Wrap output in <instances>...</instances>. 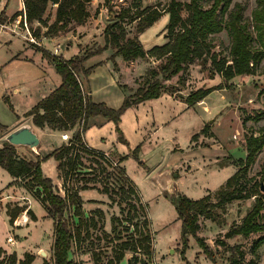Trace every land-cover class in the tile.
Here are the masks:
<instances>
[{"label":"rangeland","instance_id":"obj_1","mask_svg":"<svg viewBox=\"0 0 264 264\" xmlns=\"http://www.w3.org/2000/svg\"><path fill=\"white\" fill-rule=\"evenodd\" d=\"M169 1L114 0V10L129 8L134 12L137 5L140 9L150 4L164 8ZM246 1L249 3L246 15L250 16L256 6V0H234L233 4ZM4 8L8 17L0 24V122L8 129L0 132V146L13 127L29 122L42 139L39 149L36 148L33 152L46 154L61 143L63 132H68L74 138L80 130V125L77 124L68 130H54L47 126L42 131L51 133L52 137L45 138L42 131L32 124L31 117L25 116L35 104L52 92L60 79L40 49L63 55L66 59L71 54V47L74 56L92 52L104 46V29L113 21L114 15L105 6L104 0H93L88 7L91 15L87 22L76 26L70 32L46 37V26L37 21L28 23L31 34V27L40 26L42 29L40 38L32 34L36 40L32 42L27 39L23 21L20 24L16 22L21 9L20 0H0V13ZM55 9L56 5L49 4L45 15L48 25L55 20ZM168 21L169 14L165 13L140 34L139 38L147 51L168 41ZM126 22L129 36H135V23H130V17H126ZM213 42L216 52L229 56L231 42L226 30L216 35ZM113 52L110 48L95 55L86 65L109 60ZM161 61L151 55L134 61H125L119 56L116 58V65L111 61L115 75L110 73L109 67L95 68L90 81L94 100L105 102L109 107H121L125 96L132 94L144 82L147 70ZM212 69L210 62L204 65L195 61L188 66L181 84L178 83L181 74L166 81L167 84H178L182 90L128 108L119 122L125 141L120 139L113 121L103 116L90 119L85 131L87 139L91 144L102 141L100 145L105 149H116L118 152L114 149L109 151L120 165L112 167L92 154L81 152L80 169H76L67 177L69 184L66 183V188L82 194L86 207H83V210L87 220L89 219L83 229L84 240L73 243L70 259L81 264H185L187 261L191 264H229L230 253L217 247L218 239H225L231 245L240 244L246 251V259L253 257L252 245L263 233H253L248 238L239 235L230 239L225 238V234L242 222L243 217L255 205L256 196L234 200L228 203L225 209H218L223 216L222 224L200 218L202 226L199 236L220 251L216 263L206 257L194 236L189 238L186 260L181 254L182 224L172 199L180 194L192 199L210 195L211 201L216 203L217 192L240 170L236 161L246 157V136L253 132L258 135L257 130L264 125V120L258 123L244 121L245 117L253 114L255 110L264 109V96L260 95L264 88V63L254 75L235 78L225 89L210 93L204 102L188 106L183 101L191 90L214 87L223 81L220 74L211 75ZM80 79L87 87L86 79L82 75ZM65 143L63 141V144ZM212 144L220 148H231L234 156L229 150L224 152L225 156L215 154L216 151H209ZM137 147L139 153L135 155L134 150ZM180 149L183 152H180ZM17 150L20 156H32V150L28 147H18ZM57 165L58 161L54 157L46 159L42 163L43 173L53 179L57 191L65 196L64 180ZM125 167L127 172L124 176L132 181L134 194H129L127 186L125 191H122L114 180L118 171ZM149 168H169L174 185L164 188L159 179L155 180L149 175L152 171ZM246 174L247 176L241 179L242 184L246 183L249 188L254 183H261L262 187L258 188V193L264 194V150ZM0 181H4V184L0 185V199L11 195L0 200V245H3L0 247V259L16 253L17 258L22 260L26 252H31L35 255L32 264H54V223L48 217L43 203L34 192L27 189L25 180L18 179L6 186L10 183L11 176L2 167ZM133 205L136 206L135 209ZM93 207L100 208L88 210ZM18 208H21V211L11 223L9 214L18 211ZM28 210L35 215V219ZM92 212L97 213L94 215V221L90 220ZM66 215L74 218V210L68 209ZM113 218H117L114 224ZM136 225L140 231H136ZM147 229L151 236L150 255L143 248L145 241L137 243L139 238H143L142 233L147 235ZM125 241L136 243L138 250H124V258L119 261L117 257ZM258 253L259 264H264V244Z\"/></svg>","mask_w":264,"mask_h":264},{"label":"trees","instance_id":"obj_2","mask_svg":"<svg viewBox=\"0 0 264 264\" xmlns=\"http://www.w3.org/2000/svg\"><path fill=\"white\" fill-rule=\"evenodd\" d=\"M93 0H24L27 21L29 24L39 22L47 27L44 33L46 37L72 31L76 26L84 25L90 17L88 9ZM234 0H170L166 7L160 8L158 5H146L131 12L129 8L114 10V0H104L105 6L114 15L112 22L104 29V46L96 50L77 54L70 59L63 55H55L47 49L40 51L55 68L61 78V84L48 96L40 100L29 110L25 116L31 117L32 124L40 129L51 127L54 130L73 129L84 120L83 131L88 128L92 117L103 116L116 124L119 137L125 141L123 132L120 130L119 122L122 114L133 105L140 104L147 100L157 99L163 94H175L182 87L167 84L166 81L174 76L180 75L178 83H182L188 66L195 61L201 64L210 62L213 66L211 75L218 73L223 81L214 87H200L191 90L184 97L183 101L188 106H193L203 101L210 93L218 89L228 87L230 81L244 75H254L264 63V0H256V6L251 15L247 16L246 11L249 3L235 2ZM56 5L55 20L48 25L45 20L49 4ZM133 13V14H132ZM165 13L169 14V21L166 26L168 41L163 45L154 46L151 50H146L139 38L147 28L152 26ZM21 14V12H20ZM19 15V14H17ZM8 15L6 8L0 13V24L5 22ZM126 17H130L135 23L136 35L129 36ZM32 34L36 38L42 35L41 27H31ZM226 30L230 37L229 56H224L214 50L213 40L216 35ZM114 52L109 57L114 65L116 58L121 56L125 61H134L139 58H146L148 55L156 56L162 61L147 70L144 82L132 93L126 95L123 104L119 108L109 107L104 102H95L92 97V89L89 83V76L93 70L102 62L93 65H86V62L93 56L103 53L108 49ZM82 75L86 79L87 87L80 79ZM185 85V84H183ZM126 89V87L124 86ZM264 96V88L260 91ZM260 122L264 120V109L255 110L253 114L245 117L244 121ZM8 127L0 122V132H4ZM258 135L254 132L245 139L246 157L236 161L239 169L235 175L230 177L225 187L217 192L216 203L211 201V196L207 195L200 199H192L185 194H180L172 199V203L181 220L182 229L180 240L182 242L181 254L186 260V250L189 245L190 236H194L203 253L212 262H217V255L220 253L216 248L209 245L206 240L199 236L201 230L200 218L210 219L218 224L223 223L222 213L218 209H225L226 205L234 200L249 199L256 196L257 200L252 209L243 217L240 224L235 225L225 234V238L230 239L236 236L244 238L250 237L253 233H263L253 243L251 248L252 258L246 259V251L240 244L231 245L225 239L216 241L217 247L229 252V264H259L258 250L264 244V194L258 193L261 183H254L249 188L247 184H242L241 179L247 176V172L255 164L258 155L264 150V125L258 130ZM77 143L82 144L81 134L78 132L74 137ZM18 146L13 144L2 145L0 147V167L6 170L14 181L25 180L29 191L43 203L54 223L55 240L52 249L54 264H81L70 259V251L73 243L84 240L83 229L87 226L89 219L83 210V199L80 194L70 188L67 177L79 168L80 154L75 152L73 146L61 144L48 154H35L32 150L29 158L20 156ZM86 151V150H85ZM84 151V152H85ZM139 147L134 150L138 155ZM54 157L58 161V169L64 180L65 196H62L54 184L53 179L43 173L42 162ZM80 169V168H79ZM125 168H121L114 179L120 189L125 191L128 187L129 194H134L135 189L131 180L126 179ZM264 181V177L262 178ZM134 209L136 206H132ZM68 209L74 210L75 217L67 216ZM18 211L12 212L10 222L12 223L18 216ZM31 217L35 219V215ZM92 212L90 218L94 221ZM76 217L77 220H76ZM89 218V217H88ZM117 218H113V224ZM136 231H140L136 225ZM147 235L139 238L146 242L143 245L148 255L152 254L150 245V231ZM138 250L136 243L125 241L122 243V251L117 259L124 258V250ZM35 255L26 252L24 258L19 260L16 253L0 259V264H32ZM185 264H191L187 261Z\"/></svg>","mask_w":264,"mask_h":264},{"label":"crops","instance_id":"obj_3","mask_svg":"<svg viewBox=\"0 0 264 264\" xmlns=\"http://www.w3.org/2000/svg\"><path fill=\"white\" fill-rule=\"evenodd\" d=\"M69 52L71 53H69L70 55L69 56H67V59H70V58H72L73 56H74V53H72V52H74V50L72 49V47H71V49H69ZM75 55H77V54H75ZM91 59V58H90ZM89 59V60H90ZM100 62H102L100 65H98L97 67H96V69H98V68H100V67H103V66H106V67H109V71H110V73L113 75L114 74V69H113V64H112V62L110 61V60H102V61H100ZM99 63V62H98ZM94 64H97V63H94ZM91 65H93V64H91ZM96 69H94V70H96ZM93 70V72H95ZM91 73V75L89 76V83H90V81H91V77H92V74H94V73ZM115 75V74H114ZM60 78V77H59ZM58 85H54V88H53V90H55L60 84H61V78L58 80V83H57ZM90 87H91V84H90ZM52 90V91H53ZM165 94H163L162 96H164ZM48 96V95H47ZM92 97H93V92H92ZM160 98V97H159ZM42 100V99H41ZM93 100H94V97H93ZM95 101V100H94ZM96 102V101H95ZM204 102V101H203ZM206 102V101H205ZM105 103V102H104ZM36 105V104H35ZM134 106V105H133ZM24 124H30V126H31V128L38 134V136H39V138H40V144H39V146L37 147L38 149H39V147H40V145H41V143H42V139H41V135L39 134V132L31 125V123H23V124H20V125H16L15 127H13V129H12V131H14V130H16V129H18L19 127H21L22 125H24ZM37 128V127H36ZM39 130H41L42 131V129H40V128H38ZM42 136H44L45 138H47V137H52V135H51V133H45L44 131H42ZM51 135V136H50ZM84 136H85V139H86V141L91 145V146H93L94 148H97V149H101V150H112V149H114V148H109V149H105L102 145H100V144H102L103 142L101 141H95V143H90V140H88L87 139V137H86V134L84 133ZM61 143H63V141L61 140ZM61 143L58 145V146H60L61 145ZM57 146V147H58ZM1 147V146H0ZM18 147H20V148H24V147H27V146H18ZM57 147H55V148H57ZM181 149H183L181 146H179ZM54 148V149H55ZM222 148V149H221ZM221 148L220 147H218V146H216V144H212L211 146H210V149H209V151H211V152H215V154H217V155H219V156H225V154H224V152H227V150H229V152L230 153H232V151H231V148L230 149H225L223 146H221ZM53 149V150H54ZM172 149V148H171ZM180 149V152H183L182 150ZM53 150H49V152L48 153H50V152H52ZM115 151H117L116 149H114ZM172 151V150H171ZM118 152V151H117ZM48 153H46V154H48ZM38 154H39V152H38ZM211 154V153H210ZM232 155H233V153H232ZM234 156V155H233ZM125 162V161H124ZM145 163H146V161H144ZM43 163V162H42ZM125 169H126V167H125ZM149 169H151L152 171L150 172V174L149 175H151L152 177H153V179H158V177L159 176H161V174H163V173H168L169 174V168H149ZM126 172H127V169H126ZM127 175H128V173H127ZM170 175V174H169ZM11 176V175H10ZM171 176V175H170ZM130 177V176H129ZM131 178V177H130ZM13 181H14V178L11 176V181H10V183L8 182L7 183V185L6 186H8V185H11L12 183H13ZM1 183H2V185L4 184V181H0V185H1ZM171 185H174V179H173V177H171V181H170V184H169V186L167 187V188H169ZM166 188V189H167ZM80 195H82L81 193H80ZM3 196V195H2ZM10 197L11 195H5V196H3L0 200H2V199H4V197ZM82 197V196H81ZM84 201V200H83ZM83 207L86 209V207L84 206V203H83ZM95 208H100V207H93V208H90V209H88V210H93V209H95ZM202 226V225H201ZM0 247H3V245H0Z\"/></svg>","mask_w":264,"mask_h":264},{"label":"built area","instance_id":"obj_4","mask_svg":"<svg viewBox=\"0 0 264 264\" xmlns=\"http://www.w3.org/2000/svg\"><path fill=\"white\" fill-rule=\"evenodd\" d=\"M20 3H21V9H20L21 14L18 15L16 22L18 24H20V22L23 21V23L26 27V32L28 34L27 39H29L32 42H36L35 38L32 36V34L30 33L29 28H28V21H27L25 6H24V0H20ZM79 125H80L79 132L81 134V139H82L81 145L79 143H77L76 140L72 136H70V134L68 132H63L61 134V140L66 142L65 143L66 145L73 146L74 147L73 150L75 152H79V154L86 150L85 153L90 154V155L92 154V156H94L98 160H101L103 163H105L109 166L116 167V166L120 165L119 164L120 162L115 159V157L113 156L111 151L94 148L93 146H91L86 141L85 136H84L85 132L83 131L84 120H82L81 124H79Z\"/></svg>","mask_w":264,"mask_h":264},{"label":"water","instance_id":"obj_5","mask_svg":"<svg viewBox=\"0 0 264 264\" xmlns=\"http://www.w3.org/2000/svg\"><path fill=\"white\" fill-rule=\"evenodd\" d=\"M3 144L27 146L28 148L35 150L40 144V138L38 134L31 128L30 124H24L18 129L10 132L6 136V140ZM158 179L161 185L166 188L170 184L171 176L168 173H163L158 177Z\"/></svg>","mask_w":264,"mask_h":264}]
</instances>
